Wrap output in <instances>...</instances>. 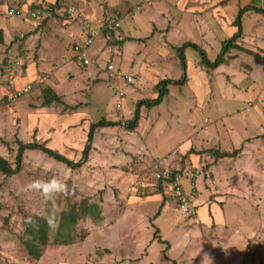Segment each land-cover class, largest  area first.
Segmentation results:
<instances>
[{
  "label": "rangeland",
  "instance_id": "rangeland-1",
  "mask_svg": "<svg viewBox=\"0 0 264 264\" xmlns=\"http://www.w3.org/2000/svg\"><path fill=\"white\" fill-rule=\"evenodd\" d=\"M16 5H41L52 15H8ZM249 6L264 8V0H0V156L16 166L22 140L80 161L91 126L103 118L118 122L96 128L79 168L27 149L20 173L0 172V264H187V246L195 257L190 264H244L246 253L252 264H264V14L242 13L238 42L253 53L233 49L217 68L202 64L201 54L214 61ZM108 20L121 26L100 32L88 51L93 63L83 65L75 39L83 41L89 26ZM187 42L199 49L186 48L188 80L179 84L178 47ZM21 78H30L32 88L18 96L28 85L18 86ZM161 80L171 81L166 99L142 105L137 127L127 129L140 102L158 97ZM47 88L63 103L45 106ZM213 143L217 151L236 153L210 156L205 151ZM197 153L202 157L195 162ZM220 158L227 178L206 172V199L220 204L223 221L180 216L156 166L181 170L193 181ZM52 178L68 188L55 201L26 190L33 180ZM189 197L197 205L195 193ZM76 209L77 222L61 227L64 214ZM49 218V244L37 260L24 242L31 227Z\"/></svg>",
  "mask_w": 264,
  "mask_h": 264
},
{
  "label": "trees",
  "instance_id": "trees-1",
  "mask_svg": "<svg viewBox=\"0 0 264 264\" xmlns=\"http://www.w3.org/2000/svg\"><path fill=\"white\" fill-rule=\"evenodd\" d=\"M59 1L60 0H57V2H59ZM246 9H253L259 13L264 14V8H261V7L249 6V7H245L243 10H241L239 16H237L236 20L234 21V23L236 25H239L238 31L232 37H230L229 39H227L223 42L221 52L218 54V57L214 61L208 60L207 53L203 52L201 50L202 64H204L205 66H207L209 68H211V67L217 68L221 64L227 62L226 56L233 49H242L244 51H248L250 53H253L251 50H247L244 47H242L238 42L240 40V37L243 34V25H242L243 15H242V13ZM105 31L109 32V33L113 32L112 30H105ZM1 40H2V38L0 37V41ZM124 42H125V40L122 41V43H124ZM187 47H192L196 50L199 49V46L193 42H189V43L187 42L182 47H178V49L180 50L181 68H182V70H184V76L179 81V84H185L188 80V77L186 74L187 62H186V54H185V50ZM169 83H171L170 80H168V81H166V80L162 81L161 80L160 83L157 85V88L159 90L158 97H156L154 99H150V100H143L140 102V105L135 112L134 118L132 120H130L126 126L127 129L133 131L137 127V124L140 120V112H141V106L142 105L145 104L148 107H153V106L161 104L164 101V99L166 98V96L169 93V88H168ZM176 83L178 84V82H176ZM44 93H45V100H44L45 106H49L55 102L56 103H63L62 98L58 94H56L52 89L47 88V89H45ZM117 124H118V122L107 120L105 118L101 119L100 122L93 124V126H91L89 134H88L87 143H86V146L84 148L83 158L80 161L71 160L67 156L59 153L55 149L48 147L44 143H40L37 141H32V142L26 143L22 140H19L18 141L19 149H18L17 156H16V166H13L10 161H8L6 158L0 156V172H2L3 174H6V175H15V174L20 173V171L22 170V162H23L24 153L27 149H37V150L42 151L43 153L47 154L48 156L67 164L71 168H74V169L79 168L88 159V155L90 153V150L92 149L93 139H94V131L96 130V128L101 127V126H115ZM212 152L217 153V156H219V157L232 156V155H234V153H236V151H234L233 153H230L228 151H217V150H212ZM94 208H95V212H97V213L100 212L97 205H94ZM77 214H78L77 209L71 210L68 213H65L64 216L62 217L63 223L61 222V227L65 226L68 223L69 219L73 223H76L78 220ZM96 218L100 219V216L96 215ZM50 227L51 226L49 225V221L46 219H42L41 223L38 226L31 227V237H30V239L26 240L24 242V244L28 250V253L34 259L39 260L43 254L44 249L49 244V229H50ZM85 236H87V235H83L82 237L85 239L86 238Z\"/></svg>",
  "mask_w": 264,
  "mask_h": 264
},
{
  "label": "built area",
  "instance_id": "built-area-1",
  "mask_svg": "<svg viewBox=\"0 0 264 264\" xmlns=\"http://www.w3.org/2000/svg\"><path fill=\"white\" fill-rule=\"evenodd\" d=\"M32 5L24 7L22 5L11 6L8 8V15H15L21 19L31 18V19H41L44 20L48 18V16L52 15V13L47 12L46 8L41 5H36L31 8ZM121 26L120 21L116 20H108L101 27H93L89 26L84 35V40L80 41L79 39H75L74 41V51L76 53L75 57L78 61H80L83 65H91L93 60L88 56V51L91 45L96 41L98 35L102 30H116ZM19 64V62L17 63ZM113 63H109L107 65V69L113 73H117ZM124 77L128 80H132V75L125 74ZM45 79L42 78V81ZM10 83L15 84V74L10 75ZM32 88V85L28 84L24 89L17 91V95H22L24 92L29 91ZM124 93L120 92L119 96L122 97ZM155 177L158 180L164 181L168 184L172 191L173 195L176 197L178 202V209L180 213L186 217L194 220L197 223H200L201 219L199 218L198 211L196 209V205L191 201L189 194L185 192L183 180L185 178L184 172L181 170L172 171L170 169L162 168L160 169L156 166ZM250 252V250H248ZM244 264H251L249 259H245Z\"/></svg>",
  "mask_w": 264,
  "mask_h": 264
},
{
  "label": "crops",
  "instance_id": "crops-1",
  "mask_svg": "<svg viewBox=\"0 0 264 264\" xmlns=\"http://www.w3.org/2000/svg\"><path fill=\"white\" fill-rule=\"evenodd\" d=\"M198 1H202V0H198ZM6 9L7 8H5L4 10L6 11ZM0 31H1V29H0ZM0 37L2 38V35ZM227 39H229L228 36H224L223 42L225 40H227ZM21 79H24L25 81H23V84H21L22 80H18V83H17L18 86H22L25 83L28 84L29 83L28 79H30V78H28V79L21 78ZM0 89L2 90L1 86H0ZM211 145L212 146L210 148H207L206 151H205V152L208 151L210 153V156H211V154L213 155V153H214V152H212V150H217L216 147H214L215 146L214 143L211 144ZM92 147H93V145H92ZM202 155H204V154H202ZM192 156H193L192 158H193V160L195 162H198L201 159V157H202L201 153L193 154ZM208 157H209V155H208ZM221 160H222L221 158L218 159V160H215V162L213 164H210L206 168L204 173H202L200 176H198L197 179L195 178L193 181H190L189 178H184L185 180H183L184 188L187 191V193L191 194L192 196H193V193H195V196H196L195 199H196V204H197L196 206H198L197 211H198V215L201 218L202 222L203 221L207 222V223H212V222H216V221L217 222H222L224 217H225V216H222L223 215L222 214L223 210H222L220 204L217 201H213V202L209 201V202H207V199H206L207 196H208V193H209V191H208L209 189L206 186V183H207L206 182V172H207L208 175H209V173H211V176L213 178H214L215 173L217 175V178H219V179L223 178L225 180V178H227L226 177L227 173L225 171V165H224V162H222ZM211 176L208 179H212ZM215 179H216V177L214 178V180ZM186 180H188V184H186ZM154 196L158 197V194H154ZM159 197L161 198V196H159ZM131 200L134 201V202H137V201H140L141 199H139L138 197L134 196V197H132ZM165 203L166 202H164L163 205H165ZM166 204H170V203L167 202ZM180 216L184 217L181 213H180ZM184 218H186V217H184ZM232 245H233V243H229L228 244V246H230V248L233 247ZM192 249L194 250V247H192ZM183 254L184 255L186 254V250L183 252ZM149 255H150L149 252L147 254L146 253H142V258L144 256H148L149 257ZM248 256L249 255L246 253L245 254V258H243V260L245 261V259H249L251 261V264H252L254 262L253 256H250V257H248ZM185 260L187 261V264H190V261L195 260V257L191 256L188 246H187V255L185 257ZM139 262L141 263V261H139Z\"/></svg>",
  "mask_w": 264,
  "mask_h": 264
},
{
  "label": "clouds",
  "instance_id": "clouds-1",
  "mask_svg": "<svg viewBox=\"0 0 264 264\" xmlns=\"http://www.w3.org/2000/svg\"><path fill=\"white\" fill-rule=\"evenodd\" d=\"M28 191L39 192L45 200L55 201L57 194H63L68 191L67 184L59 179L52 178L50 180L36 179L29 182L26 186ZM53 223L49 218V225Z\"/></svg>",
  "mask_w": 264,
  "mask_h": 264
}]
</instances>
